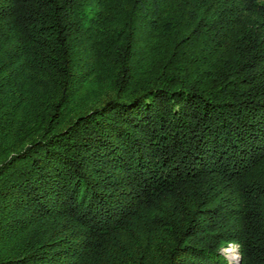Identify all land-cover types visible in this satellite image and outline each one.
Masks as SVG:
<instances>
[{
    "label": "trees",
    "instance_id": "1",
    "mask_svg": "<svg viewBox=\"0 0 264 264\" xmlns=\"http://www.w3.org/2000/svg\"><path fill=\"white\" fill-rule=\"evenodd\" d=\"M264 264V0H0V264Z\"/></svg>",
    "mask_w": 264,
    "mask_h": 264
},
{
    "label": "rangeland",
    "instance_id": "2",
    "mask_svg": "<svg viewBox=\"0 0 264 264\" xmlns=\"http://www.w3.org/2000/svg\"><path fill=\"white\" fill-rule=\"evenodd\" d=\"M225 255V258L231 264H238L240 260L239 246L237 244H230L224 251L222 252Z\"/></svg>",
    "mask_w": 264,
    "mask_h": 264
},
{
    "label": "water",
    "instance_id": "3",
    "mask_svg": "<svg viewBox=\"0 0 264 264\" xmlns=\"http://www.w3.org/2000/svg\"><path fill=\"white\" fill-rule=\"evenodd\" d=\"M238 264H240V260L238 261Z\"/></svg>",
    "mask_w": 264,
    "mask_h": 264
}]
</instances>
